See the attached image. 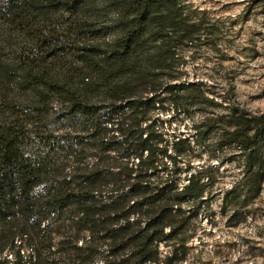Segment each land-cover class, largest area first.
<instances>
[{"label": "trees", "instance_id": "trees-1", "mask_svg": "<svg viewBox=\"0 0 264 264\" xmlns=\"http://www.w3.org/2000/svg\"><path fill=\"white\" fill-rule=\"evenodd\" d=\"M187 7L0 0V264L184 258L214 167L192 169L197 127L167 135L152 111L211 102L179 66L212 32ZM229 116L243 186L257 192L264 112Z\"/></svg>", "mask_w": 264, "mask_h": 264}, {"label": "rangeland", "instance_id": "rangeland-1", "mask_svg": "<svg viewBox=\"0 0 264 264\" xmlns=\"http://www.w3.org/2000/svg\"><path fill=\"white\" fill-rule=\"evenodd\" d=\"M185 4L212 32L183 52L184 63L179 66L188 81L209 89L211 102L191 106L189 114L167 104L152 114L163 120L167 135L191 139L197 127L200 141L194 144L192 169L208 165L214 169L206 213L195 224L184 258L166 264H264V147L256 157L262 162L259 188L250 192L243 186V153L229 135L232 105L247 113L264 112V0H185ZM234 186L233 195L229 190ZM168 250L160 248L162 255Z\"/></svg>", "mask_w": 264, "mask_h": 264}]
</instances>
